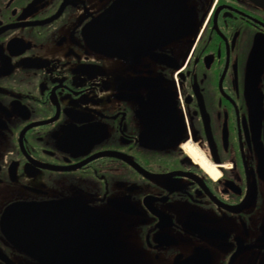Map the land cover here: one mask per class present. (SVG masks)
<instances>
[{
  "label": "flooded vegetation",
  "instance_id": "flooded-vegetation-1",
  "mask_svg": "<svg viewBox=\"0 0 264 264\" xmlns=\"http://www.w3.org/2000/svg\"><path fill=\"white\" fill-rule=\"evenodd\" d=\"M0 264H264V0H0Z\"/></svg>",
  "mask_w": 264,
  "mask_h": 264
},
{
  "label": "water",
  "instance_id": "water-1",
  "mask_svg": "<svg viewBox=\"0 0 264 264\" xmlns=\"http://www.w3.org/2000/svg\"><path fill=\"white\" fill-rule=\"evenodd\" d=\"M114 14V16H113ZM115 18L116 14L115 11L111 12V14H109L108 16H105L104 18H102L101 20H99L94 26H92L91 28V32L93 35H100V33L102 31H106L108 33V35L111 38L106 39L105 41H101V40H97L96 38L94 39V44L97 48L102 49V50H108L111 52H116L117 49H119V47L117 46V40L114 38L115 34H116V30L118 29V25L115 24H106V21L108 20V18ZM100 21H102V23H100ZM190 25V17H189V13L186 12V17H184L181 20V24H176L174 22L171 21L170 24H166L165 26L161 25L155 26V30H159V35L160 36H165V38H169L170 36H172L173 34L177 33L176 31L178 30V32H180L181 30H186L188 29ZM16 210H19L18 208ZM18 220V218H15ZM106 252L109 253V246H111V243L109 242V240L106 241Z\"/></svg>",
  "mask_w": 264,
  "mask_h": 264
},
{
  "label": "bare ground",
  "instance_id": "bare-ground-1",
  "mask_svg": "<svg viewBox=\"0 0 264 264\" xmlns=\"http://www.w3.org/2000/svg\"><path fill=\"white\" fill-rule=\"evenodd\" d=\"M184 149L188 156L194 161L199 163L205 171L212 176L213 178H216L221 174L222 168H225L221 163H217L216 165L210 163L208 159L206 158V155L202 148L196 143L188 141L184 145Z\"/></svg>",
  "mask_w": 264,
  "mask_h": 264
}]
</instances>
